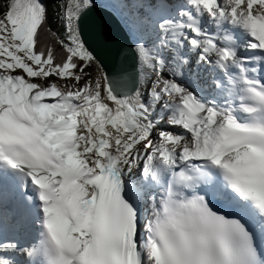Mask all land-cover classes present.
I'll list each match as a JSON object with an SVG mask.
<instances>
[{"label":"snow or ice","instance_id":"1","mask_svg":"<svg viewBox=\"0 0 264 264\" xmlns=\"http://www.w3.org/2000/svg\"><path fill=\"white\" fill-rule=\"evenodd\" d=\"M94 7L61 0L57 58L3 0L0 264H264V0H138L95 78Z\"/></svg>","mask_w":264,"mask_h":264},{"label":"water","instance_id":"2","mask_svg":"<svg viewBox=\"0 0 264 264\" xmlns=\"http://www.w3.org/2000/svg\"><path fill=\"white\" fill-rule=\"evenodd\" d=\"M93 18L104 21L105 40L99 42L92 39L91 29L86 26V31L89 33V43L95 48V54L101 69L110 77L120 76L121 69L131 71V57L125 59L118 55V46H129L131 39L117 16L105 8L95 5L86 18V22Z\"/></svg>","mask_w":264,"mask_h":264},{"label":"trees","instance_id":"3","mask_svg":"<svg viewBox=\"0 0 264 264\" xmlns=\"http://www.w3.org/2000/svg\"><path fill=\"white\" fill-rule=\"evenodd\" d=\"M48 8V23L45 25V31L40 34V41L41 46H45L46 44H52L53 47L56 49L57 58H59V48L55 44V37L52 33L60 34L61 32V21H60V8L59 5L61 0H44ZM132 9L137 11L135 7L132 6ZM3 10V0H0V11ZM118 17V16H117ZM122 25L124 26L125 30L131 37V32L129 27L125 24L124 17H118ZM47 29H51V33L47 31Z\"/></svg>","mask_w":264,"mask_h":264},{"label":"rangeland","instance_id":"4","mask_svg":"<svg viewBox=\"0 0 264 264\" xmlns=\"http://www.w3.org/2000/svg\"><path fill=\"white\" fill-rule=\"evenodd\" d=\"M95 5L102 6L106 8L107 10L114 12L118 17L131 18L135 13L134 10L132 9V6L134 5L125 6V4H121V0H95ZM131 39H133V36ZM100 70H101V67L99 65L93 64L88 69V72L90 73L91 77L95 78L99 74ZM53 79H56V78L53 77ZM137 172H138V169H133L134 177Z\"/></svg>","mask_w":264,"mask_h":264},{"label":"bare ground","instance_id":"5","mask_svg":"<svg viewBox=\"0 0 264 264\" xmlns=\"http://www.w3.org/2000/svg\"><path fill=\"white\" fill-rule=\"evenodd\" d=\"M103 8H104V7H103ZM105 9H106V8H105ZM203 77H204V75H203V72H202V81H204Z\"/></svg>","mask_w":264,"mask_h":264}]
</instances>
